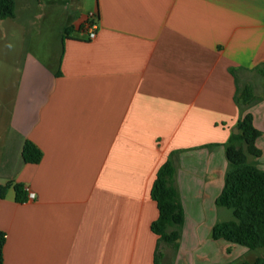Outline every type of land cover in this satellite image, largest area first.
I'll return each mask as SVG.
<instances>
[{
    "label": "crops",
    "instance_id": "obj_1",
    "mask_svg": "<svg viewBox=\"0 0 264 264\" xmlns=\"http://www.w3.org/2000/svg\"><path fill=\"white\" fill-rule=\"evenodd\" d=\"M70 25L52 46L29 40L0 95V187L34 193L0 198L3 264H154L150 189L170 155L184 212L172 264H238L249 250L210 232L224 143L247 112L264 170V0H94ZM245 87L254 99L238 103Z\"/></svg>",
    "mask_w": 264,
    "mask_h": 264
},
{
    "label": "trees",
    "instance_id": "obj_2",
    "mask_svg": "<svg viewBox=\"0 0 264 264\" xmlns=\"http://www.w3.org/2000/svg\"><path fill=\"white\" fill-rule=\"evenodd\" d=\"M14 8V0H0V19L13 17ZM94 21L93 18L90 23ZM72 30L71 25L65 27L62 40ZM254 71L264 77V63L257 66ZM231 73H234L233 70ZM253 99L250 88L245 87L235 100L238 103L248 104ZM236 128L238 133H231L224 143L228 168L222 191L215 200L218 208L231 211L232 218L218 221L212 227L210 237L213 240L222 239L231 244L246 247L248 250H254L264 248V170L251 162L249 158L257 159L261 156V151L256 146V140L261 133L255 128L253 116L249 112L237 121ZM21 156L24 163L38 164L42 159V152L35 144L26 140L22 146ZM10 187L14 190L16 202L22 203L27 200L23 185L14 182H8L0 187V198L5 196ZM150 197L158 211V216L151 223L150 229L158 237L154 264H159V259L163 256L160 251L161 244L171 246L175 252L178 250L184 219L171 155L156 171ZM4 242L5 234L0 231V264H3ZM242 264H264V258Z\"/></svg>",
    "mask_w": 264,
    "mask_h": 264
},
{
    "label": "rangeland",
    "instance_id": "obj_3",
    "mask_svg": "<svg viewBox=\"0 0 264 264\" xmlns=\"http://www.w3.org/2000/svg\"><path fill=\"white\" fill-rule=\"evenodd\" d=\"M14 1L13 19L0 20V95H5V98L12 95L13 82L16 78L12 63L19 58V53L21 54L22 49L28 45L29 40L30 44L37 47V50L52 46L53 39L63 32L65 27L70 26L75 18L90 13L94 6V0ZM89 20L92 19L89 18ZM219 209L224 215L221 220L232 218L230 210ZM162 250L164 264H172L174 249L164 245ZM261 256H264V248L249 250L241 258L239 257L237 262L238 264L250 263Z\"/></svg>",
    "mask_w": 264,
    "mask_h": 264
},
{
    "label": "built area",
    "instance_id": "obj_4",
    "mask_svg": "<svg viewBox=\"0 0 264 264\" xmlns=\"http://www.w3.org/2000/svg\"><path fill=\"white\" fill-rule=\"evenodd\" d=\"M88 17L91 18V19L94 18L92 13L89 14ZM89 28H90V29H89V31H88V38L92 39V38L94 37V31L92 30V29L94 28V23H90V24H89ZM91 28H92V29H91ZM27 198H28V199H33V198H34V193L31 192V191L28 192V194H27Z\"/></svg>",
    "mask_w": 264,
    "mask_h": 264
},
{
    "label": "water",
    "instance_id": "obj_5",
    "mask_svg": "<svg viewBox=\"0 0 264 264\" xmlns=\"http://www.w3.org/2000/svg\"><path fill=\"white\" fill-rule=\"evenodd\" d=\"M233 133H234V134H237V133H238L237 128H235V129L233 130Z\"/></svg>",
    "mask_w": 264,
    "mask_h": 264
}]
</instances>
